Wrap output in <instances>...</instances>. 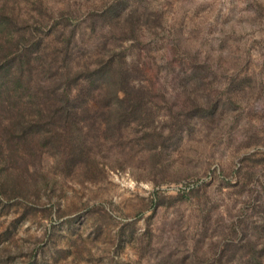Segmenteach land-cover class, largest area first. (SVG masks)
<instances>
[{
    "label": "rangeland",
    "instance_id": "1",
    "mask_svg": "<svg viewBox=\"0 0 264 264\" xmlns=\"http://www.w3.org/2000/svg\"><path fill=\"white\" fill-rule=\"evenodd\" d=\"M44 1L58 13L76 0ZM77 1L86 7L80 22L113 2ZM139 3L165 26L142 25L141 43L119 42L126 59L143 69V84L160 87L168 77L171 90L184 81L177 71L188 68V59L174 52L168 34L179 30L199 52L202 116L195 133L155 168L135 151L123 169H108L94 182L68 183L31 200L0 199V264H153L156 253L181 256L196 242L201 251H227L228 228L243 220L245 238L239 230L229 234L236 246L230 251H249V236L264 251V235L254 233L264 222V0Z\"/></svg>",
    "mask_w": 264,
    "mask_h": 264
},
{
    "label": "trees",
    "instance_id": "2",
    "mask_svg": "<svg viewBox=\"0 0 264 264\" xmlns=\"http://www.w3.org/2000/svg\"><path fill=\"white\" fill-rule=\"evenodd\" d=\"M46 2L0 0V199L31 200L60 193L68 183L94 182L108 169H123L135 151L155 168L182 138H191L202 116L199 52L179 30L168 37L189 64L180 66L184 81L171 90L168 77L160 87L143 84V69L126 59L121 40L141 43L142 25L165 29L139 0H113L82 22L76 17L86 7L77 0L58 13ZM213 64L204 65L208 74ZM243 221L228 228L227 251H201L196 242L181 256L156 253L153 264H264V251L250 236L243 243L249 251H230L236 246L229 234L239 230L245 238ZM255 228L261 239L264 222Z\"/></svg>",
    "mask_w": 264,
    "mask_h": 264
}]
</instances>
